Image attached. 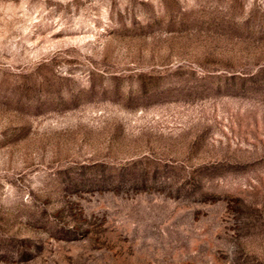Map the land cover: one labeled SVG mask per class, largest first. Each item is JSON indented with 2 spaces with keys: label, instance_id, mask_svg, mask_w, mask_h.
<instances>
[{
  "label": "rangeland",
  "instance_id": "374dc122",
  "mask_svg": "<svg viewBox=\"0 0 264 264\" xmlns=\"http://www.w3.org/2000/svg\"><path fill=\"white\" fill-rule=\"evenodd\" d=\"M0 264H264V0H0Z\"/></svg>",
  "mask_w": 264,
  "mask_h": 264
}]
</instances>
